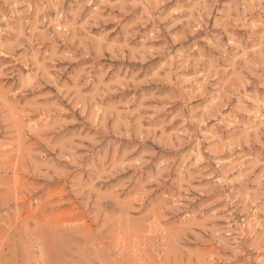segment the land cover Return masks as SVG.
Returning <instances> with one entry per match:
<instances>
[{"label": "rangeland", "instance_id": "1", "mask_svg": "<svg viewBox=\"0 0 264 264\" xmlns=\"http://www.w3.org/2000/svg\"><path fill=\"white\" fill-rule=\"evenodd\" d=\"M0 264H264V0H0Z\"/></svg>", "mask_w": 264, "mask_h": 264}]
</instances>
